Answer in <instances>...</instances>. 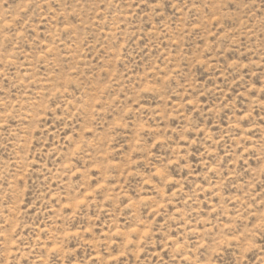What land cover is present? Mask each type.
<instances>
[{"label": "rangeland", "instance_id": "rangeland-1", "mask_svg": "<svg viewBox=\"0 0 264 264\" xmlns=\"http://www.w3.org/2000/svg\"><path fill=\"white\" fill-rule=\"evenodd\" d=\"M0 264H264V0H0Z\"/></svg>", "mask_w": 264, "mask_h": 264}]
</instances>
